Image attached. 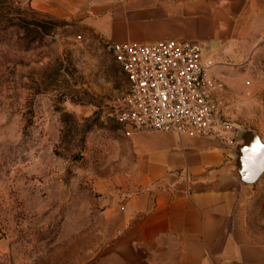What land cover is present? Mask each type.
Instances as JSON below:
<instances>
[{
  "label": "rangeland",
  "instance_id": "obj_1",
  "mask_svg": "<svg viewBox=\"0 0 264 264\" xmlns=\"http://www.w3.org/2000/svg\"><path fill=\"white\" fill-rule=\"evenodd\" d=\"M33 0H0V264H84L101 243L91 187L126 78L110 42L82 12L41 11ZM244 55L215 78L231 132L264 142V15ZM231 134V133H230ZM248 225L264 242V172L251 184Z\"/></svg>",
  "mask_w": 264,
  "mask_h": 264
},
{
  "label": "crops",
  "instance_id": "obj_2",
  "mask_svg": "<svg viewBox=\"0 0 264 264\" xmlns=\"http://www.w3.org/2000/svg\"><path fill=\"white\" fill-rule=\"evenodd\" d=\"M41 11L82 12L110 43L193 40L223 77L244 55L264 0H33ZM221 79V78H220ZM103 173L91 180L103 220L84 264H264V242L248 225L251 184L231 161L237 134L222 139L144 129L119 131ZM231 133V134H230Z\"/></svg>",
  "mask_w": 264,
  "mask_h": 264
},
{
  "label": "built area",
  "instance_id": "obj_3",
  "mask_svg": "<svg viewBox=\"0 0 264 264\" xmlns=\"http://www.w3.org/2000/svg\"><path fill=\"white\" fill-rule=\"evenodd\" d=\"M110 51L126 78L115 117L126 136L152 129L222 139L231 132L213 59L203 57L199 42H113Z\"/></svg>",
  "mask_w": 264,
  "mask_h": 264
},
{
  "label": "water",
  "instance_id": "obj_4",
  "mask_svg": "<svg viewBox=\"0 0 264 264\" xmlns=\"http://www.w3.org/2000/svg\"><path fill=\"white\" fill-rule=\"evenodd\" d=\"M231 161L237 180L244 185L255 183L264 172V142L247 129L238 132Z\"/></svg>",
  "mask_w": 264,
  "mask_h": 264
}]
</instances>
